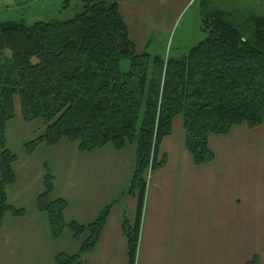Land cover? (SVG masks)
Here are the masks:
<instances>
[{"label":"trees","instance_id":"trees-1","mask_svg":"<svg viewBox=\"0 0 264 264\" xmlns=\"http://www.w3.org/2000/svg\"><path fill=\"white\" fill-rule=\"evenodd\" d=\"M82 11L66 22H0V213L21 216L6 202L14 182L16 157L6 149V124L14 118L17 97L22 119L40 120L45 134L25 144L30 155L39 144L65 138L81 152L112 145L135 146V166L125 195L138 200L137 219L122 230L129 264H134L146 176L160 167L159 144L172 119L182 117L185 148L195 167L210 164L209 135H226L242 124H264V18H248L241 31L220 11L202 19L203 41L177 59L137 55L116 0H77ZM129 62L121 71V63ZM52 179L45 177L37 208L47 215L57 239L64 229L85 241L73 256L56 264H83L81 255L99 239L109 208L86 226L65 224L66 204L52 200ZM250 264H257L253 258Z\"/></svg>","mask_w":264,"mask_h":264},{"label":"crops","instance_id":"crops-1","mask_svg":"<svg viewBox=\"0 0 264 264\" xmlns=\"http://www.w3.org/2000/svg\"><path fill=\"white\" fill-rule=\"evenodd\" d=\"M196 1L116 0L135 53H145L155 34L169 33ZM45 130L40 120L25 122L14 99V118L5 129L6 149L16 157L14 182L5 194L7 205L23 214L0 213V264H56L58 255H75L85 241V235L75 238L68 229L51 237L47 215L37 208L47 175L51 199L66 204V225H89L109 208L82 263L129 264L122 222L132 227L137 219V198L124 194L135 146L116 151L107 144L81 152L77 142L62 138L25 155L23 146ZM207 148L214 160L195 167L185 148L182 117L172 119L158 148L163 164L146 176L134 264H250L253 258L264 264V124L209 135Z\"/></svg>","mask_w":264,"mask_h":264},{"label":"rangeland","instance_id":"rangeland-1","mask_svg":"<svg viewBox=\"0 0 264 264\" xmlns=\"http://www.w3.org/2000/svg\"><path fill=\"white\" fill-rule=\"evenodd\" d=\"M77 0H0V22L22 21L29 26L36 22H66L81 13ZM220 11L241 31H249L248 18H264V0H197L191 2L174 21L169 33L155 34L145 50L151 58L183 57L203 41L201 21L208 13ZM166 35V36H165ZM129 62L121 63V71ZM18 102V98H15Z\"/></svg>","mask_w":264,"mask_h":264}]
</instances>
